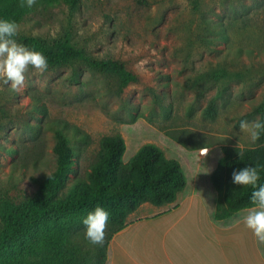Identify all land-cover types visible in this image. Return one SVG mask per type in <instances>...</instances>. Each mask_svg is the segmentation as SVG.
<instances>
[{
	"label": "rangeland",
	"instance_id": "374dc122",
	"mask_svg": "<svg viewBox=\"0 0 264 264\" xmlns=\"http://www.w3.org/2000/svg\"><path fill=\"white\" fill-rule=\"evenodd\" d=\"M32 8L17 22L18 43L34 36L124 59L141 83L120 96L117 76L83 61L47 73L29 67L17 91L0 81V197L23 175L20 187L36 189L31 176L55 169L50 125L58 122L75 151L59 195L89 176L105 136L121 135L125 163L154 144L180 163L190 188L199 185L217 203L212 173L223 147L262 144L239 124L261 120L254 110L264 100V0H81L76 8L37 0ZM213 97L217 112L209 117Z\"/></svg>",
	"mask_w": 264,
	"mask_h": 264
},
{
	"label": "trees",
	"instance_id": "16d2710c",
	"mask_svg": "<svg viewBox=\"0 0 264 264\" xmlns=\"http://www.w3.org/2000/svg\"><path fill=\"white\" fill-rule=\"evenodd\" d=\"M61 2L76 8L81 0H45ZM21 0H0V19L20 22L33 8L20 7ZM30 49L40 51L48 61L47 72L59 66L83 61L90 68L112 74L120 80L118 94L126 93L133 84L141 83V76L124 59H97L69 42L53 47L45 41L27 36L21 40ZM216 97L205 113L215 116ZM264 122V100L254 110ZM55 136L53 152L55 169L40 177L31 176L36 189L20 187L23 175L13 181V188L0 197V264H106L107 244L122 229L128 216L141 204L157 206L173 203L187 186V178L177 160L168 159L154 144L143 146L127 163L124 162L126 141L121 135L102 139L98 160L87 178L76 177L65 194L75 165V151L67 133L58 122L50 125ZM262 144L255 147H223V157L212 173L217 191L214 218L224 220L238 211L251 207L254 191L233 183L232 174L245 167L264 166V132ZM242 154L241 156L239 155ZM264 185V170L260 173ZM109 212V236L104 244L93 245L80 227L87 214L97 206Z\"/></svg>",
	"mask_w": 264,
	"mask_h": 264
},
{
	"label": "crops",
	"instance_id": "0c3cea01",
	"mask_svg": "<svg viewBox=\"0 0 264 264\" xmlns=\"http://www.w3.org/2000/svg\"><path fill=\"white\" fill-rule=\"evenodd\" d=\"M215 211L188 182L173 203H143L109 240L106 264H264V245L242 222L246 209L224 220Z\"/></svg>",
	"mask_w": 264,
	"mask_h": 264
},
{
	"label": "clouds",
	"instance_id": "9594fccd",
	"mask_svg": "<svg viewBox=\"0 0 264 264\" xmlns=\"http://www.w3.org/2000/svg\"><path fill=\"white\" fill-rule=\"evenodd\" d=\"M36 2L37 0H21L20 7L32 8ZM20 28V24L14 20L0 19V81L4 85H10L14 91L24 87L25 73L29 67L39 73L48 69L47 58L42 52L17 42L16 37ZM239 128L255 143L264 132V122L259 119L252 122L241 120ZM202 150L206 155L208 149ZM262 170L264 166L256 164L234 171L232 174L234 184L254 189L250 199L252 206L246 209L242 222L252 232L258 245H264V185L259 184ZM109 215L105 208L98 205L83 219L85 238L91 244L100 246L104 244ZM240 222V220L236 221V223Z\"/></svg>",
	"mask_w": 264,
	"mask_h": 264
}]
</instances>
